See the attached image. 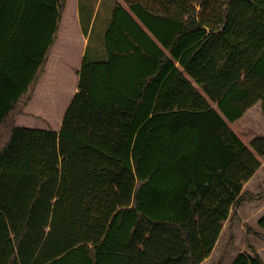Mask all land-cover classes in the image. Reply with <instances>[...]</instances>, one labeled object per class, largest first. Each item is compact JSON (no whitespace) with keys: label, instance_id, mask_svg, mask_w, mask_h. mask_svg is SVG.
Masks as SVG:
<instances>
[{"label":"trees","instance_id":"1","mask_svg":"<svg viewBox=\"0 0 264 264\" xmlns=\"http://www.w3.org/2000/svg\"><path fill=\"white\" fill-rule=\"evenodd\" d=\"M8 3L0 264H204L232 203L255 200L264 135L229 123L264 113V0H78L87 45L58 130L17 119L66 0ZM248 248L232 264H264Z\"/></svg>","mask_w":264,"mask_h":264},{"label":"crops","instance_id":"2","mask_svg":"<svg viewBox=\"0 0 264 264\" xmlns=\"http://www.w3.org/2000/svg\"><path fill=\"white\" fill-rule=\"evenodd\" d=\"M73 27L76 30L74 33L77 36V40H75L73 35H72L73 37H71L72 32L70 30ZM86 45H87V37L83 34L81 27H80V23H79L78 0H73V3L71 4V6H70V0H66V5L64 8V12L62 14V17H61V21H60L59 28L57 31L56 39H55V42H54V44L51 48V51L48 55V58L46 60L44 72H43L42 76L40 77L39 81L37 82V84L35 86L34 93L31 97L29 103L24 108V113L22 115H20L17 119L18 125L28 127L31 124V122H35L36 120H40L43 122V119H47L43 115L39 114L38 112H35V111H37L38 102L41 99V98H39L37 100L38 101L37 103L34 102L36 93L38 96L41 93L39 97H41V95H42V97H44V93L46 92L48 97L52 98L54 96L53 94L55 93L54 89L58 88L56 86V83L60 82L59 87L62 88V91H64L67 94V96L65 99H63L64 106L60 107L57 110L60 116L58 119L59 125H58V128L56 130L59 129V127L61 125L63 114H64L66 108L68 107L73 95L75 94V92L77 90L78 70H79L81 62H82V58H83V55L85 52ZM68 53H70L69 56L67 55ZM65 61L68 64L67 67L63 66ZM60 65L62 66V68L67 69L68 71H67V73L61 74L60 77H65L64 79L62 78L61 80H58V72L60 71V70L58 71V69L60 68ZM64 84H66V85H64ZM62 86H64V87H62ZM242 116L240 118H238L237 120L241 119ZM237 120H235V121H237ZM235 121H233V122H235ZM47 122H48V125H50L49 121H47ZM233 122H231V123H233ZM43 123H45V122H43ZM44 125L47 126L46 124H44ZM46 128H48V126ZM49 128H52L51 125L49 126ZM251 138L247 140L246 144L249 143ZM263 166H264V158L261 159V165L256 170V172L252 175V177L243 183L242 191H244L245 193H251L253 191L250 187L251 181L257 175V173L259 172V170ZM260 191H262L263 195H264V187ZM262 200H264V198ZM262 200H258L259 203H261ZM251 202H254V201H251ZM245 204H246V207L240 208V207H236L235 203H232V205L230 206V209H229L230 214H229L228 218L223 222L222 230L218 236V239H217L210 255L203 260L204 264H208L207 261L211 258L212 254L214 253V251L216 249V245L218 244V241L221 237L222 231H223L224 227L226 226V224L229 225L228 227H229V230L231 231V233H229V237H228L229 239L227 238V241H232L231 240V238L233 237L232 233H233L236 222L247 221V217L242 218L240 216L239 208L242 210L244 208H249L252 203H250V201H245L242 204V206ZM262 205L263 206H261L256 212L258 214L257 221L261 217V215L264 214V202H262ZM258 228H259L258 231H251L248 234V236H250V234H252L255 237L259 238L256 233L257 232L260 233V232H264V231L260 226H258ZM259 240L263 241L261 239H259ZM228 244L226 245V247L228 246ZM229 245H230V247L232 246V244H229ZM254 248L259 253V255L262 256V253H261L262 246L259 245L257 247L255 246Z\"/></svg>","mask_w":264,"mask_h":264},{"label":"rangeland","instance_id":"3","mask_svg":"<svg viewBox=\"0 0 264 264\" xmlns=\"http://www.w3.org/2000/svg\"><path fill=\"white\" fill-rule=\"evenodd\" d=\"M72 3L73 0H70V6ZM4 4H5L4 8L2 9L3 11L0 12V40L3 37V32L5 29L6 22L11 15V11L9 8L10 4L8 3V0H4ZM70 31L72 32L71 37L74 36L75 40H77V36L74 33L76 31L75 28L73 27ZM67 55L69 56L70 53H68ZM63 66L64 67L68 66L66 61L64 62ZM61 68L62 66L60 65V68L58 69V71L60 70L58 72V80H61L62 78L64 79L65 77H60V76L61 74L67 73L68 71L67 69L64 68L61 69ZM59 83L60 82L56 83L58 90L54 89L55 93L53 94L54 96L52 98L51 97L49 98L46 92L44 93V97H42V95L41 97H39L41 93L39 94V96L36 93L34 102L37 103L38 102L37 100L39 98L41 99L38 102L37 111L35 112H38L47 119H43V122L45 123H43L40 120L31 122V124L28 127L46 129L47 126L49 127L51 125L52 129L54 130L58 128L59 125L58 119L60 115L57 110L60 107L64 106L63 99H65L67 96V94L64 91H62V88L59 87ZM46 120L49 121L50 125H48V122ZM44 124H46L47 126H45ZM229 125L235 132L238 133V136L244 143H246L248 139H250L251 137L253 138L256 135H264V113L261 111L260 103H256L255 105L250 107L244 113L241 119L233 123H229ZM250 187L253 191L251 193H246V194H252V198H255V200H252L254 202L250 201V203L252 204L249 208H244L243 210L240 209L241 207H246V204L239 208L240 216L242 218L247 217V221L236 222L232 233L233 234V237L231 238L232 241H227V238L229 237V233H231V231L229 230L228 227L229 225L226 224V226L222 231L218 244L216 245V249L214 253L212 254L211 258L207 261L208 264H213V263L215 264L217 262V260L219 259L223 250H225L226 245L228 243L232 244V246L228 249V255L224 261V264H232L235 257L240 253H249L248 245H252L253 247L255 246L257 247L261 245L262 246L261 258L264 260V241H260L259 240L260 238H257L252 234L248 236V234L251 231H258L259 229L258 228L259 225L257 221L258 214L256 212L261 206H263L262 202H264V200H262L264 198L263 192L260 191L264 187V166L259 170L257 175L253 178ZM258 197L260 198L259 200H262L261 203H259V201L256 199Z\"/></svg>","mask_w":264,"mask_h":264}]
</instances>
